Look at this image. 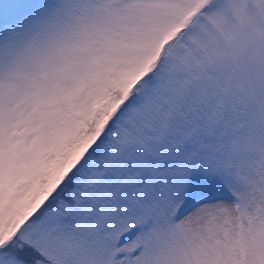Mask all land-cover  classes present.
<instances>
[{
  "label": "rangeland",
  "instance_id": "rangeland-1",
  "mask_svg": "<svg viewBox=\"0 0 264 264\" xmlns=\"http://www.w3.org/2000/svg\"><path fill=\"white\" fill-rule=\"evenodd\" d=\"M41 5L27 24L0 37V242L95 139L110 115L98 118L101 100L116 108L159 60L178 99L242 115L235 144L256 197L166 238L162 264H264V0ZM68 259L109 261L105 253L81 250Z\"/></svg>",
  "mask_w": 264,
  "mask_h": 264
},
{
  "label": "snow or ice",
  "instance_id": "snow-or-ice-1",
  "mask_svg": "<svg viewBox=\"0 0 264 264\" xmlns=\"http://www.w3.org/2000/svg\"><path fill=\"white\" fill-rule=\"evenodd\" d=\"M41 8V0H0V37ZM241 119L178 99L158 60L0 242V264H40L34 256L72 264L73 250L105 253L108 264H162L166 238L213 211H239L256 199L235 144Z\"/></svg>",
  "mask_w": 264,
  "mask_h": 264
},
{
  "label": "trees",
  "instance_id": "trees-1",
  "mask_svg": "<svg viewBox=\"0 0 264 264\" xmlns=\"http://www.w3.org/2000/svg\"><path fill=\"white\" fill-rule=\"evenodd\" d=\"M161 56H159L158 58H160ZM104 101V103L102 102V100H101V102H100V104H102V105H104L101 109H98L97 110V114L99 113V116H98V118L99 117H107V115L108 114H110L111 115V113L114 111V107L113 106H110L111 105V103H107V97H105V99L103 100ZM109 116V115H108ZM89 127H90V125H89ZM91 128V127H90ZM35 177H36V179H35V181L37 182V184H41L42 183V176H41V174L40 173H36V175H35ZM43 184V183H42ZM39 188H40V190L39 191H41V192H45L44 191V189L45 188H43V187H41V185H39ZM47 193V192H46ZM21 214V213H20Z\"/></svg>",
  "mask_w": 264,
  "mask_h": 264
}]
</instances>
